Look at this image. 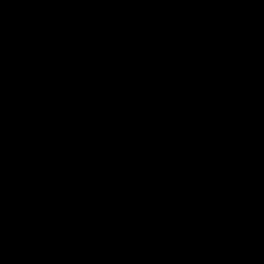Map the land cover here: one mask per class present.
<instances>
[{"label": "water", "instance_id": "95a60500", "mask_svg": "<svg viewBox=\"0 0 264 264\" xmlns=\"http://www.w3.org/2000/svg\"><path fill=\"white\" fill-rule=\"evenodd\" d=\"M0 264H264V0H0Z\"/></svg>", "mask_w": 264, "mask_h": 264}]
</instances>
